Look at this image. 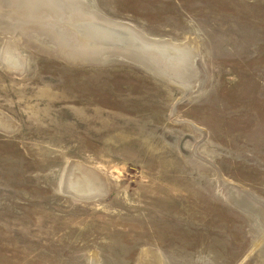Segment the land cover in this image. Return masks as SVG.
I'll return each mask as SVG.
<instances>
[{"label":"rangeland","instance_id":"1","mask_svg":"<svg viewBox=\"0 0 264 264\" xmlns=\"http://www.w3.org/2000/svg\"><path fill=\"white\" fill-rule=\"evenodd\" d=\"M85 2L196 54L69 63L0 5V264H264V0Z\"/></svg>","mask_w":264,"mask_h":264},{"label":"bare ground","instance_id":"2","mask_svg":"<svg viewBox=\"0 0 264 264\" xmlns=\"http://www.w3.org/2000/svg\"><path fill=\"white\" fill-rule=\"evenodd\" d=\"M4 3L8 5V14L4 15V18L8 17L10 21L8 25L11 29L24 25L19 29L22 35L30 36L31 31H35L34 34L37 37H42L40 34L44 35L43 33L48 31L52 35L51 40L55 42L57 53L69 63L87 60L100 63L101 58L99 57L106 54L100 49H110V52L115 51L121 55L128 54L149 61V67L157 68L159 73L160 71L166 73L168 80V75H185L192 66L191 62L196 54L195 48H189L186 43L178 45L167 39L148 37L134 26L130 24L129 26L128 23L112 22L93 8H89L85 0H0V5ZM38 14L42 15L45 20H51V25L47 27V30L45 26H42L41 21L40 24L36 22ZM52 17H58V19ZM60 17L64 20L61 22L68 25H73L72 20L76 19L80 26L74 30L73 27H66L59 22ZM28 23L36 27L30 29L27 27ZM11 43L2 50L5 66L14 65L13 70L21 72L18 67H15L18 60L13 55L14 48ZM54 44L52 43L53 46ZM19 72L16 73L19 74ZM2 119L0 116V122L5 123ZM87 180L90 179L87 178ZM61 184L62 187L66 186L62 182Z\"/></svg>","mask_w":264,"mask_h":264},{"label":"water","instance_id":"3","mask_svg":"<svg viewBox=\"0 0 264 264\" xmlns=\"http://www.w3.org/2000/svg\"><path fill=\"white\" fill-rule=\"evenodd\" d=\"M52 18H55V19H58V17H52ZM40 20H42V21H44V23L45 24H47L48 22H50L51 23V20L49 19V20H45L43 17H42V15H39L38 14V21H40ZM54 21V20H53ZM61 21H64L61 17H60V19H59V22L62 24V25H64V26H66V27H73V26H80V23L76 20V19H73L72 20V23H73V25H68L67 23H64V22H61ZM49 23V25H51ZM108 24H112V23H109V22H107ZM73 30H74V28H73ZM46 34H51V33H49V32H47L46 31ZM52 36V35H51ZM103 53H107V52H110V49H100ZM119 53V52H118ZM104 56V55H103ZM122 57H124V58H127L128 60H135L138 64H141V65H143V66H145V67H148V68H150L149 67V65H150V62L149 61H147V60H145V59H143V58H138V57H136V56H130V55H128V54H123V55H121ZM99 58H102V57H99ZM150 69H152V68H150Z\"/></svg>","mask_w":264,"mask_h":264}]
</instances>
